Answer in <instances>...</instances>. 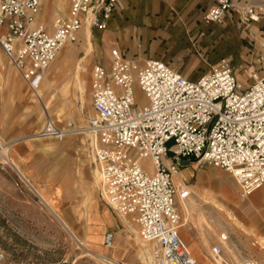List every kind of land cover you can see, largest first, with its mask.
I'll return each mask as SVG.
<instances>
[{"label": "built area", "instance_id": "built-area-1", "mask_svg": "<svg viewBox=\"0 0 264 264\" xmlns=\"http://www.w3.org/2000/svg\"><path fill=\"white\" fill-rule=\"evenodd\" d=\"M211 1L205 23L219 24L232 12L247 26L264 14V3ZM118 5L70 0L66 14L54 16L49 27L38 21L40 0H0V50L44 109L36 139L62 142L69 134L54 123L38 92L49 66L82 27L104 30ZM259 46L242 79L226 60L190 81L159 60L139 64L116 48L107 65L91 68L87 154L99 175L100 196L117 214L133 218L140 239L154 245L156 264H197L179 234V205L190 195L174 181L182 159L231 174L244 196L264 191V39ZM139 93L146 104H137ZM227 238L218 235L213 255L222 253ZM113 239V233L104 234L103 245L109 248Z\"/></svg>", "mask_w": 264, "mask_h": 264}, {"label": "rangeland", "instance_id": "rangeland-1", "mask_svg": "<svg viewBox=\"0 0 264 264\" xmlns=\"http://www.w3.org/2000/svg\"><path fill=\"white\" fill-rule=\"evenodd\" d=\"M67 9L68 6L63 14ZM57 14L54 12L53 17ZM89 30L91 46H87L79 33L75 42L59 51L38 90L45 95L44 105L52 95L47 113L56 125L81 131L67 135L62 142L26 138L35 136L42 127L44 109L0 54V264H106L101 257L124 264H142L137 258L142 241L137 226L132 217H124L135 231L126 232L121 217L100 196L93 177L95 167L87 154L90 133L82 132L93 114L91 68L95 64L107 65L112 49L105 56L98 33ZM237 60L243 61L232 58ZM79 61L87 68L86 90L82 94L76 90L72 78L73 66ZM139 95L137 104H146ZM180 180L188 189L194 185L193 201L203 204L204 214L223 225L216 228L215 236L212 232L206 234L210 249L218 234L226 233L231 252L222 247L219 256L231 264L234 255L264 264V193L258 195L261 203L252 202L254 194L244 196L231 174L197 161ZM30 188L44 190L53 210L73 231L80 245ZM108 232L113 233L114 239L106 248L103 236ZM200 248L213 262L205 247L200 245ZM197 260L202 264V259Z\"/></svg>", "mask_w": 264, "mask_h": 264}, {"label": "crops", "instance_id": "crops-1", "mask_svg": "<svg viewBox=\"0 0 264 264\" xmlns=\"http://www.w3.org/2000/svg\"><path fill=\"white\" fill-rule=\"evenodd\" d=\"M231 1L239 6H255L264 3V0ZM69 3L70 0H40V19L38 18V21L48 26L49 23L51 24L54 12L64 15L63 11L67 6L69 7ZM211 5V0H119V5L111 13L105 29L102 31L92 30L98 33L101 51L105 56L110 48H116L122 56L139 64L148 59L159 60L190 81L197 80L221 60H227L230 61L236 74L238 73V77L242 78L241 71L254 65V59L260 53L259 44L264 39V14L260 15L257 22L247 26L242 24L238 16L232 12L226 13L219 24L205 23L203 16ZM87 31H89V36ZM80 33L87 46H91L89 28H82ZM0 54L6 60L1 50ZM232 58H240L243 61L235 62L232 61ZM6 63L13 70L7 60ZM78 66L82 68L77 74ZM86 70V66L81 61L73 66L72 78L75 88L80 94L86 90ZM40 94L42 97L45 96L42 92ZM51 98L52 95L45 101L47 109L51 105ZM73 129L75 130V128L68 130ZM72 133H81V131L69 132V134ZM26 138L31 141L36 140L34 135ZM163 163L169 167L170 158L166 157ZM193 163L194 161L181 160L180 167L174 174V181H177L179 186L184 182L180 179L189 174V167ZM193 186H189V197L183 202L181 201V205H179L180 213L183 216L179 234L190 253L192 251V256L197 262V259L208 257L200 245L211 253L210 242L206 238V234L212 232V235L215 236L217 229L223 228V225L221 222H213L204 214L203 204L200 205L193 201L191 195ZM41 191L44 193V190ZM261 192L264 193L263 190L253 193L252 202H262L258 201V195ZM199 213L201 218H198ZM121 221L126 232H135L126 218L121 217ZM216 243L217 240L212 245ZM137 258L142 263L141 253L137 254Z\"/></svg>", "mask_w": 264, "mask_h": 264}, {"label": "bare ground", "instance_id": "bare-ground-1", "mask_svg": "<svg viewBox=\"0 0 264 264\" xmlns=\"http://www.w3.org/2000/svg\"><path fill=\"white\" fill-rule=\"evenodd\" d=\"M82 28H89L88 26H84V27H82ZM87 34H88V36H89V31H87ZM81 68L82 67H80V66H78L77 67V70H78V72H77V74L79 73V70H81ZM79 132V130H77V129H73V130H68V133L69 132ZM83 132H88V130H87V128H85L84 130H83ZM2 151L4 152V153H6V149H2ZM8 163L12 166V167H14V168H16V165L13 163V162H11V161H9V159H8ZM17 169V168H16ZM17 172V171H16ZM19 174H21V173H19ZM93 177H94V179H95V183L99 186V175H98V172H97V170L94 168L93 169ZM24 179V178H23ZM175 180V179H174ZM176 183V186H179L180 184L176 181L175 182ZM31 189V188H30ZM31 191H33L36 195H37V197L39 198V200H40V202L42 203V204H44L46 207H47V209H48V211L55 217V219L62 225V227L69 233V235L71 236V238L76 242V243H78L79 245H80V243H79V241L77 240V238L73 235V231H71L70 230V228L66 225V223L62 220V218L53 210V208H52V205H51V203L48 201V199L46 198V195L42 192V191H40V190H37L36 188H32L31 189ZM183 202V201H182ZM193 208H194V206H193ZM112 209V208H111ZM191 210H193V209H191ZM115 212V211H114ZM116 213V212H115ZM117 214V213H116ZM119 217H122L123 218V216H120L119 214H117ZM201 218V214L199 213L198 214V218ZM203 218V217H202ZM125 221V220H124ZM233 223V222H232ZM130 230V229H129ZM137 233H138V231H137ZM218 235H220V233L218 234ZM139 236V235H138ZM140 238V237H139ZM228 239V238H227ZM227 239H226V241H224L223 242V244H222V246H223V248L224 249H226V250H228V251H230L231 252V248H230V246H231V242H230V240L228 239V241H227ZM82 246V245H81ZM153 246L154 245H152V244H149V243H146V242H144L143 240L141 241V242H139V248H140V251H141V259H142V264H156V262H155V259H154V256H153V250L152 249H154L153 248ZM208 246V245H207ZM83 248V247H82ZM84 250H85V248H84ZM152 250V251H151ZM86 251V250H85ZM89 253V252H88ZM212 253V252H211ZM211 253H209L210 254V256H212L213 258V262H211L210 260H209V258L208 257H205V258H201L202 259V264H231V262H229V261H227V260H225L224 258H222L221 256H215V255H213V254H211ZM89 254H91V253H89ZM88 254V255H89ZM96 255H98V254H96ZM202 256V255H201ZM92 257V256H91ZM99 258V257H98ZM233 261H234V263H240L243 259H244V257H242V256H233ZM101 259L102 260H104L105 262H107L108 263V261L110 262V263H113L112 262V260L110 261V260H107V259H105V258H103V257H101ZM106 263V264H107Z\"/></svg>", "mask_w": 264, "mask_h": 264}]
</instances>
